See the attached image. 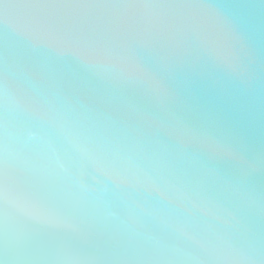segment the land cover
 Masks as SVG:
<instances>
[{
    "label": "water",
    "instance_id": "1",
    "mask_svg": "<svg viewBox=\"0 0 264 264\" xmlns=\"http://www.w3.org/2000/svg\"><path fill=\"white\" fill-rule=\"evenodd\" d=\"M0 264H264V0H0Z\"/></svg>",
    "mask_w": 264,
    "mask_h": 264
}]
</instances>
